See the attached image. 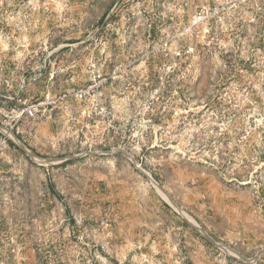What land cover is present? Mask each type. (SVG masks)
<instances>
[{
	"label": "rangeland",
	"instance_id": "1",
	"mask_svg": "<svg viewBox=\"0 0 264 264\" xmlns=\"http://www.w3.org/2000/svg\"><path fill=\"white\" fill-rule=\"evenodd\" d=\"M0 264H264V0H0Z\"/></svg>",
	"mask_w": 264,
	"mask_h": 264
}]
</instances>
